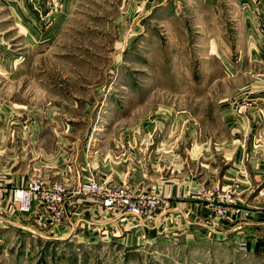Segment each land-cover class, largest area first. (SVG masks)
I'll return each instance as SVG.
<instances>
[{
  "label": "rangeland",
  "instance_id": "obj_1",
  "mask_svg": "<svg viewBox=\"0 0 264 264\" xmlns=\"http://www.w3.org/2000/svg\"><path fill=\"white\" fill-rule=\"evenodd\" d=\"M30 8L38 14L35 22ZM22 18L38 37L31 32L28 38ZM247 30L253 42H247ZM262 56L264 0H0V143L14 148L17 169L33 163L27 139L33 130L54 135L41 140L47 150L57 143L69 153L57 173L45 177L67 188L59 222L52 223L44 210L20 212L7 198L15 219L0 221V264H264L263 247L250 250L228 241L224 220L238 226L256 208L234 203L238 195L219 179L201 182L191 196L212 217L210 231L196 238L100 225L78 232L67 219L78 197L102 206L93 193L77 188L83 181L105 183L92 164L97 155L112 151L131 159L132 136L143 149L139 161L146 173L154 172L151 163L157 174H174L170 160L186 166L209 148L219 177L230 145L223 107L264 101ZM147 139L152 143L145 149ZM159 142L166 155L152 150ZM37 169L26 184L43 178ZM81 172L86 179L73 187L70 180ZM214 185L232 193V200L209 206L194 197L198 188ZM141 192L163 201L139 215L102 207L125 220L153 216L171 198L157 190Z\"/></svg>",
  "mask_w": 264,
  "mask_h": 264
},
{
  "label": "crops",
  "instance_id": "obj_2",
  "mask_svg": "<svg viewBox=\"0 0 264 264\" xmlns=\"http://www.w3.org/2000/svg\"><path fill=\"white\" fill-rule=\"evenodd\" d=\"M30 10V18L32 21H37V12H34L32 8ZM21 21L26 27V31H28V38H31L32 34L35 37L40 35V32L30 24V21L26 24L23 18ZM250 25L251 19L247 17L248 29ZM31 32L30 36L29 33ZM247 35V42H253L254 33H250L247 30ZM262 58L264 59V56ZM256 91L258 93V90ZM246 92L253 94L251 89ZM227 103L223 109L225 111V125L230 133V145L229 149H227L229 151H225V167L219 177L216 176L219 164L216 162L215 154H212L209 148L201 150V156L198 154L190 158L189 165L186 166L177 158L174 161L170 160L169 164H172L175 168H171L172 171L175 170L174 174H157L151 163L150 167H152L154 172L146 173L139 161V153L143 149L136 147L134 136H132L134 144H131V155L133 156L131 159L126 160L123 157L124 154L116 156L112 151H105L103 152L104 154L96 156V162L92 164L98 170L97 180L113 183L117 186H126L134 191L157 190L162 193H168L171 198L169 202L167 201V205L165 204L166 206H163L153 216L134 217L130 215L125 217V220H122L120 219V213H111L102 206L94 204L88 197L81 196L77 198V207L72 211L71 216L67 218L68 221L76 227L78 232L94 228V226L97 228V225H100L107 230H110L109 228L113 230H119L122 227L129 228L133 234L142 231L149 236L154 235L155 232L164 231L166 234L177 232V237L182 239L188 237L196 238V236H200L199 233H202V231H210L209 218L212 217H210L208 206L205 203L194 201L191 196L201 182L209 181L208 184H211L219 179L221 184H227L238 195L237 199L234 198V203L238 202L242 205L256 208L238 226L231 223V221L224 220L228 241L233 243L238 241L241 247L245 249L249 247L250 250H256L260 247L264 248V101L246 103L245 106H240L239 108L238 106L233 107L231 101ZM145 121L142 123L144 124ZM146 123L148 126L150 125L147 121ZM24 136L25 134L22 135V137ZM53 136L51 133L40 134L39 129L36 132L33 130L32 134L27 137L33 148L30 153L31 162L33 161V163L29 165L31 167L27 166L26 169H17L13 163L20 160V158L14 153V148L8 149L5 144H2L4 134L1 132L0 183L9 190L12 187L26 185L28 176L30 173L35 172L37 168H39L37 170L40 173L44 174L42 176L46 180H48L45 178L47 175L50 176V174L57 173V169L63 164V157L69 153H65L60 144L57 143L52 145L51 150H47L50 148L44 146V144ZM120 138L121 135L118 139ZM41 140L45 142L41 143ZM234 140L239 141V144L233 145L232 141ZM113 141L114 145L117 146V139ZM144 143L143 145L146 149L152 142L147 139ZM140 146H142L141 142ZM165 148L166 146L163 142H159L155 149L152 150L156 154L166 155L163 153ZM191 155L193 154L191 153ZM79 161L82 164L85 161L82 151L80 152ZM129 161L131 162L130 164H128ZM84 179H86L85 173L81 172V176H77L75 179L72 178L70 184L76 187ZM255 192L259 194L256 195ZM7 198V192L0 196V221L15 219L13 212H10L9 207L11 208V206ZM236 200L238 201L236 202ZM70 228L72 229L73 227ZM205 228L207 229L204 230ZM107 230L103 232H107ZM130 234L132 235V233ZM114 235L117 236L118 234Z\"/></svg>",
  "mask_w": 264,
  "mask_h": 264
},
{
  "label": "built area",
  "instance_id": "obj_3",
  "mask_svg": "<svg viewBox=\"0 0 264 264\" xmlns=\"http://www.w3.org/2000/svg\"><path fill=\"white\" fill-rule=\"evenodd\" d=\"M90 191L100 204L105 207H121L133 215H139L151 211L163 196L148 194L147 192H135L126 186H115L111 183L99 185L97 182H81L77 193ZM7 192L11 204L20 212L30 210H44L52 223L59 222L65 210L67 188L64 182L49 181L42 177L30 178L28 183L21 188L6 189L0 183V196ZM194 197L206 200L208 205L214 206L219 202H230L232 193L223 192L219 186L200 187ZM219 213H225L224 209H218Z\"/></svg>",
  "mask_w": 264,
  "mask_h": 264
}]
</instances>
